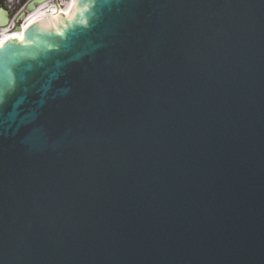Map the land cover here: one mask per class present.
Returning a JSON list of instances; mask_svg holds the SVG:
<instances>
[{
	"label": "water",
	"instance_id": "1",
	"mask_svg": "<svg viewBox=\"0 0 264 264\" xmlns=\"http://www.w3.org/2000/svg\"><path fill=\"white\" fill-rule=\"evenodd\" d=\"M29 27L0 47V264H264V0Z\"/></svg>",
	"mask_w": 264,
	"mask_h": 264
},
{
	"label": "bare ground",
	"instance_id": "2",
	"mask_svg": "<svg viewBox=\"0 0 264 264\" xmlns=\"http://www.w3.org/2000/svg\"><path fill=\"white\" fill-rule=\"evenodd\" d=\"M50 3L47 2L45 4H41V8L38 10L29 13L25 17V24L23 26V30L20 31H10V28H4L0 32V47H2L5 43L10 41V39H18L22 40L24 38V31L29 28V24L34 22L44 20V21H61V16H74L76 11V3L72 1L66 10L60 11V9L53 10L52 12H48L47 8L50 6Z\"/></svg>",
	"mask_w": 264,
	"mask_h": 264
},
{
	"label": "rangeland",
	"instance_id": "3",
	"mask_svg": "<svg viewBox=\"0 0 264 264\" xmlns=\"http://www.w3.org/2000/svg\"><path fill=\"white\" fill-rule=\"evenodd\" d=\"M23 1V4L26 0H2V4L4 7H9L10 13L12 14L13 17H16L19 13V9L17 6ZM22 8V7H21Z\"/></svg>",
	"mask_w": 264,
	"mask_h": 264
},
{
	"label": "flooded vegetation",
	"instance_id": "4",
	"mask_svg": "<svg viewBox=\"0 0 264 264\" xmlns=\"http://www.w3.org/2000/svg\"><path fill=\"white\" fill-rule=\"evenodd\" d=\"M22 5V4H21Z\"/></svg>",
	"mask_w": 264,
	"mask_h": 264
}]
</instances>
